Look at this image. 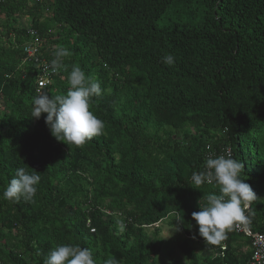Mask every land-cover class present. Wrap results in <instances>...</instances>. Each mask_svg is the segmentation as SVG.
<instances>
[{
  "label": "trees",
  "instance_id": "16d2710c",
  "mask_svg": "<svg viewBox=\"0 0 264 264\" xmlns=\"http://www.w3.org/2000/svg\"><path fill=\"white\" fill-rule=\"evenodd\" d=\"M19 14L49 47L47 63L56 46L71 52L42 91L66 93L78 64L101 86L91 110L105 130L80 146L52 136L46 114L31 116L34 62L19 67L22 51L0 41V194L20 167L41 177L32 200L0 198V264H44L62 243L91 249L96 264L109 254L157 264L143 228L168 216L205 241L191 214L219 189L191 177L227 150L257 195L247 226L264 232V0H0V35H21ZM248 243L231 225L211 257L181 249L188 264H245Z\"/></svg>",
  "mask_w": 264,
  "mask_h": 264
},
{
  "label": "clouds",
  "instance_id": "9594fccd",
  "mask_svg": "<svg viewBox=\"0 0 264 264\" xmlns=\"http://www.w3.org/2000/svg\"><path fill=\"white\" fill-rule=\"evenodd\" d=\"M43 1L51 2V0ZM42 8L50 12L49 6L42 4L39 11ZM12 25L17 29H23L21 35L11 29L8 35H0V41L5 42L6 46L22 51L24 57L19 67L23 62L32 61L35 66L31 69L32 75L36 77L35 70L38 71L36 85L41 91L31 101V116L39 119L42 113L46 114L44 120L51 135L68 145L80 146L93 137L102 135L105 122L91 110L92 98L102 94L99 82L86 75L78 64H73L67 77L69 87L66 93L49 95L48 92L42 91L51 84L53 75L61 69L64 59L71 55L70 49L64 46L54 47L52 53L54 58L49 64L45 58L49 53V47L41 43L42 40L30 23V18L19 14ZM27 47L33 49V54L28 55L25 51ZM174 62L172 54L163 57V63L166 65H172ZM39 82L43 84L39 85ZM243 173V163L230 154L208 156L205 158L202 170L193 172L191 180L195 188H200L204 184H215L219 189V194L210 192L206 196V202L198 204L199 210L191 214L198 225L199 235L207 244L219 245L226 238V229L237 221H247L252 215L250 206L257 195L245 179L241 178ZM40 179L36 171L29 172L24 167H20L3 189L0 198L8 201L21 198L32 200L36 195V186ZM118 223L120 231H123L124 223L122 221ZM44 264H96V261L91 249L62 243L49 251ZM103 264H120V262L109 254Z\"/></svg>",
  "mask_w": 264,
  "mask_h": 264
},
{
  "label": "rangeland",
  "instance_id": "374dc122",
  "mask_svg": "<svg viewBox=\"0 0 264 264\" xmlns=\"http://www.w3.org/2000/svg\"><path fill=\"white\" fill-rule=\"evenodd\" d=\"M40 12L42 14L41 18L44 16H50V12L46 11L44 8H42ZM56 27L57 25L54 26V28ZM0 108H3L1 100ZM172 220L173 218L168 216L154 225L143 228V233L146 236L153 238L159 247L156 255L157 264H188V258L181 249L183 243H186L194 249L197 257L201 260L213 256L214 248L211 247V245L207 244L206 241H198L193 237L183 235L179 227L169 224ZM87 227L89 228L88 225ZM241 249V252L243 253L249 251L247 245H244ZM24 260L27 262L30 261L27 258H24Z\"/></svg>",
  "mask_w": 264,
  "mask_h": 264
},
{
  "label": "built area",
  "instance_id": "2783aa9c",
  "mask_svg": "<svg viewBox=\"0 0 264 264\" xmlns=\"http://www.w3.org/2000/svg\"><path fill=\"white\" fill-rule=\"evenodd\" d=\"M25 51L28 53V55L33 54V49L31 47L25 48ZM42 84L39 82V85ZM227 151V154L230 153L229 150ZM233 231L237 234L247 237L249 240L248 248L250 254L245 264H264V232L251 231L247 226V221L235 222L233 224ZM224 250L225 246H221L220 250L214 252V255L223 257Z\"/></svg>",
  "mask_w": 264,
  "mask_h": 264
}]
</instances>
